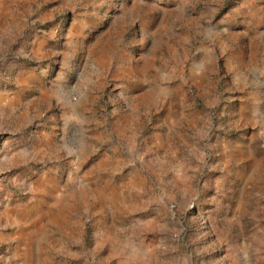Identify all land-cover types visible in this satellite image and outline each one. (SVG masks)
I'll list each match as a JSON object with an SVG mask.
<instances>
[{
  "label": "rangeland",
  "instance_id": "374dc122",
  "mask_svg": "<svg viewBox=\"0 0 264 264\" xmlns=\"http://www.w3.org/2000/svg\"><path fill=\"white\" fill-rule=\"evenodd\" d=\"M0 264H264V0H0Z\"/></svg>",
  "mask_w": 264,
  "mask_h": 264
},
{
  "label": "bare ground",
  "instance_id": "6f19581e",
  "mask_svg": "<svg viewBox=\"0 0 264 264\" xmlns=\"http://www.w3.org/2000/svg\"><path fill=\"white\" fill-rule=\"evenodd\" d=\"M253 144H254V145L257 144V140H254Z\"/></svg>",
  "mask_w": 264,
  "mask_h": 264
}]
</instances>
